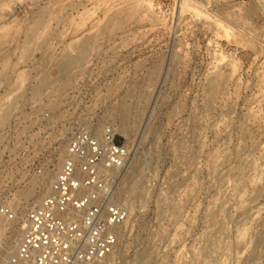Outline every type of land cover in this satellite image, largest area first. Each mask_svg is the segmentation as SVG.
<instances>
[{
  "label": "rangeland",
  "instance_id": "rangeland-1",
  "mask_svg": "<svg viewBox=\"0 0 264 264\" xmlns=\"http://www.w3.org/2000/svg\"><path fill=\"white\" fill-rule=\"evenodd\" d=\"M108 125L131 153L110 264H264V0H0V206L25 181L0 254L72 133ZM37 132L56 161L16 173Z\"/></svg>",
  "mask_w": 264,
  "mask_h": 264
},
{
  "label": "built area",
  "instance_id": "built-area-1",
  "mask_svg": "<svg viewBox=\"0 0 264 264\" xmlns=\"http://www.w3.org/2000/svg\"><path fill=\"white\" fill-rule=\"evenodd\" d=\"M38 133V132H37ZM41 133V132H40ZM29 137L31 149H21L16 173H46L57 159L60 140L43 132ZM114 126L101 137L77 129L68 138L65 153L46 194L26 211L14 249L4 264H110L128 220V210L118 199L120 172L130 159L126 142ZM63 140V139H61ZM16 155L8 150L5 163ZM7 192L0 217L15 219L13 200L19 187ZM12 228L7 224L6 232Z\"/></svg>",
  "mask_w": 264,
  "mask_h": 264
},
{
  "label": "bare ground",
  "instance_id": "bare-ground-1",
  "mask_svg": "<svg viewBox=\"0 0 264 264\" xmlns=\"http://www.w3.org/2000/svg\"><path fill=\"white\" fill-rule=\"evenodd\" d=\"M86 48V47H85ZM64 61V60H63ZM72 61V60H71ZM126 109V108H125ZM126 112V111H125ZM124 114H126V113H124ZM123 122H125V120H123ZM127 123V122H126ZM123 123H120V124H118L117 125V127H119V128H121L122 127V129L124 130V128H123ZM123 133L125 134L126 132L125 131H123ZM127 137V136H126ZM128 138V137H127ZM128 140V139H127ZM129 141V140H128ZM132 159V158H131ZM129 162V161H128ZM129 165V164H128ZM49 174V173H48ZM47 175V174H46ZM44 176V179H43V183H44V185L47 183L46 182V180H47V176ZM52 180H53V178H52ZM135 182V181H134ZM137 182V181H136ZM134 184V183H133ZM48 185H49V183H48ZM50 185H51V180H50ZM50 185L48 186V187H50ZM133 188V187H132ZM33 192H32V190H28L27 192H25L24 194H26V196H29V194H32ZM24 217H25V215H24ZM7 224V222L6 221H4L1 225H0V227H3V226H5ZM20 232H21V229H14V231H13V233H12V236H11V238L8 240V243H7V249L6 250H4L1 254H0V264H3L6 260H7V258L9 257V255L12 253V251H13V249H14V246L12 245V240L14 239V242L16 241V238H14V235H15V233H18V234H20ZM10 250V251H9Z\"/></svg>",
  "mask_w": 264,
  "mask_h": 264
}]
</instances>
